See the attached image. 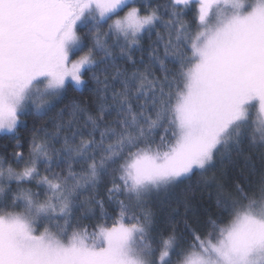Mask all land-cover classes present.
<instances>
[{"label":"snow or ice","instance_id":"obj_1","mask_svg":"<svg viewBox=\"0 0 264 264\" xmlns=\"http://www.w3.org/2000/svg\"><path fill=\"white\" fill-rule=\"evenodd\" d=\"M0 140V264H264V0H0Z\"/></svg>","mask_w":264,"mask_h":264},{"label":"trees","instance_id":"obj_2","mask_svg":"<svg viewBox=\"0 0 264 264\" xmlns=\"http://www.w3.org/2000/svg\"><path fill=\"white\" fill-rule=\"evenodd\" d=\"M146 42V41H145ZM75 93H69L68 99H71ZM78 98V97H77ZM67 103V100L65 101ZM62 106V105H61ZM36 124L37 127L41 126V121L38 118H33L29 116L27 118V127H21V142L26 147L27 146V140L30 135L29 129L33 126V124ZM45 126H48L45 124ZM7 143V141L0 140V144ZM11 149H9L10 151ZM2 151V149H0ZM192 188V192L190 193V199L193 205V210H198L199 207L203 204V206H207V192L203 191L200 188L196 187V178H193L192 181H185L181 183L177 188H175L168 196H161L158 198H154L152 202L153 210L157 214L158 220H163L165 217H167L172 212L171 206H176L177 201L183 199V193L189 188ZM181 213L183 212L182 205L180 206ZM175 219H179L178 216L174 217ZM182 226V225H181Z\"/></svg>","mask_w":264,"mask_h":264}]
</instances>
